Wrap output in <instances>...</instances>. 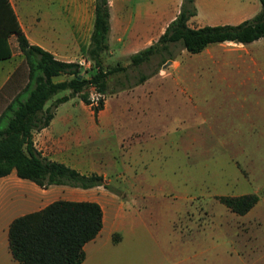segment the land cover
I'll use <instances>...</instances> for the list:
<instances>
[{"label":"rangeland","instance_id":"374dc122","mask_svg":"<svg viewBox=\"0 0 264 264\" xmlns=\"http://www.w3.org/2000/svg\"><path fill=\"white\" fill-rule=\"evenodd\" d=\"M176 1L151 0V10L170 11ZM198 8L192 26L209 17H251L260 3L198 0ZM206 48L212 57L195 58L171 44L174 59L158 72L153 58L129 68L125 77L105 78L109 93L101 97L119 116L116 127L79 149L88 156L82 170L104 178L90 191L102 208L103 225L85 249L86 264H264V36ZM107 55L105 67L128 64L127 57L115 62ZM91 72L81 67L85 76ZM141 73L151 75L135 85ZM89 91L91 99L99 96L91 86ZM68 92L55 94L46 108ZM78 102L75 96L60 103L55 116H92L91 107ZM64 186L41 188L15 173L0 178V239L16 216L84 193ZM248 193L258 201L245 214L218 199Z\"/></svg>","mask_w":264,"mask_h":264},{"label":"trees","instance_id":"16d2710c","mask_svg":"<svg viewBox=\"0 0 264 264\" xmlns=\"http://www.w3.org/2000/svg\"><path fill=\"white\" fill-rule=\"evenodd\" d=\"M8 12L7 0H2ZM253 16L236 24H216L191 27L187 21L196 14L195 0H181L175 17L167 24L156 41L130 54L128 64L105 67L104 56L109 50L108 0H94V22L85 58L90 62V75L81 73L82 65L56 59L50 52L29 44L14 18L8 33H14L17 46L27 66L25 85L8 101L0 113V178L14 170L18 178L29 180L41 188L51 185L91 188L103 184L101 174L80 173L63 162L41 156L33 145L32 133L48 124L58 103L77 96L91 105L96 117L103 108L106 93L105 78L121 73L125 77L129 68L157 58V67L174 59L171 44H179L189 53H198L211 43L224 41L247 44L264 36V0ZM10 50L6 44V55ZM68 78L55 81L60 74ZM151 74L141 73L135 85L144 82ZM99 94L93 102L89 88ZM131 86V85H130ZM123 86L122 88L130 87ZM56 97L46 108L45 104ZM112 93V91L110 92ZM219 201L237 214H245L258 201L255 193L219 196ZM103 212L100 204L90 200L56 199L44 207L13 218L7 229L11 256L20 264H80L84 245L100 232Z\"/></svg>","mask_w":264,"mask_h":264},{"label":"crops","instance_id":"0c3cea01","mask_svg":"<svg viewBox=\"0 0 264 264\" xmlns=\"http://www.w3.org/2000/svg\"><path fill=\"white\" fill-rule=\"evenodd\" d=\"M157 1L158 5L160 0ZM180 2L181 0H177L170 11L162 9L157 11L155 6L154 10H151V0H136L131 4L127 0H108L109 50L107 54L109 55L107 57L114 56L115 62H117L119 58L128 57L156 41L167 24L177 14ZM7 3L11 14L3 1L0 0V113L27 81V78L25 81L23 79L24 72L20 66L22 60L20 55L22 54L16 50L18 46L15 34L8 33V29L14 25V18L29 44L50 52L56 59L78 62L84 68H90V62L85 58V50L90 42L94 22V0H7ZM195 5L197 12L187 21L191 27L224 23L236 24L249 18L245 16L236 17L235 20L215 21L209 17L206 21L192 26L190 20L199 15L198 0H195ZM236 15L233 14L232 17L235 18ZM225 43L236 44L229 41H224ZM6 44L10 50L9 57H4ZM201 53L212 57L211 50L206 47L193 54L197 55L194 56L195 58H201L203 55L200 56ZM65 78L66 75L62 73L54 80L61 81ZM60 103L55 107L48 124L32 133L33 145L41 156L63 162L80 173L87 174L82 169L87 168L86 159L88 156L82 154L79 149L85 147L92 138L101 139L102 133H105L104 129L113 131V128L116 127L115 120L119 116H115L111 110L112 107L109 105L107 108L105 102L96 117L93 115L92 109L90 110L92 116H72V114L55 116L56 108ZM82 103L85 104L79 99L78 105L81 106ZM85 105L91 107L89 104ZM56 121H59L58 125L54 124ZM76 121L85 123L78 125L75 123ZM11 173H15L14 170L9 174ZM53 186L63 187L64 185ZM95 187L98 186L83 189L84 193H81L79 198L68 196L65 199L97 202L95 197L90 196L91 189ZM85 191H89V193ZM7 229L2 231L0 239V264H20L11 256L7 241ZM97 236L85 243L84 252L88 243L94 242ZM86 261L88 259L84 257L80 264H86Z\"/></svg>","mask_w":264,"mask_h":264},{"label":"built area","instance_id":"2783aa9c","mask_svg":"<svg viewBox=\"0 0 264 264\" xmlns=\"http://www.w3.org/2000/svg\"><path fill=\"white\" fill-rule=\"evenodd\" d=\"M99 95V94H98ZM98 96L95 97V100L97 99ZM93 102L95 101L94 99H91Z\"/></svg>","mask_w":264,"mask_h":264}]
</instances>
